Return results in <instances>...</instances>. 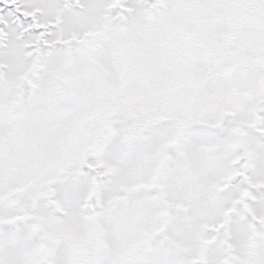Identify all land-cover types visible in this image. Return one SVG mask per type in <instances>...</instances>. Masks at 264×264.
<instances>
[{"label":"snow or ice","instance_id":"1","mask_svg":"<svg viewBox=\"0 0 264 264\" xmlns=\"http://www.w3.org/2000/svg\"><path fill=\"white\" fill-rule=\"evenodd\" d=\"M0 264H264V0H0Z\"/></svg>","mask_w":264,"mask_h":264}]
</instances>
